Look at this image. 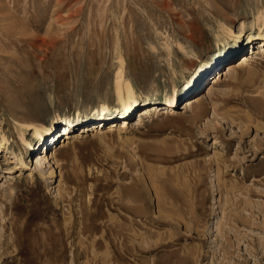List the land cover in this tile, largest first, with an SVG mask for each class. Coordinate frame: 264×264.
Returning a JSON list of instances; mask_svg holds the SVG:
<instances>
[{"label":"rangeland","instance_id":"374dc122","mask_svg":"<svg viewBox=\"0 0 264 264\" xmlns=\"http://www.w3.org/2000/svg\"><path fill=\"white\" fill-rule=\"evenodd\" d=\"M263 8L264 0H0L8 140L0 264H264L262 29L225 36V45L217 26L210 33L218 20L231 29ZM202 49L205 66L193 81L178 77L166 104L172 71ZM120 56L123 78L152 94L123 128L122 110H85L112 100ZM148 103L163 110L145 114ZM56 114L71 119L74 138L67 142L62 123L44 148L29 144L23 162L10 156L23 148L18 121ZM40 149L51 163L36 164Z\"/></svg>","mask_w":264,"mask_h":264},{"label":"bare ground","instance_id":"6f19581e","mask_svg":"<svg viewBox=\"0 0 264 264\" xmlns=\"http://www.w3.org/2000/svg\"><path fill=\"white\" fill-rule=\"evenodd\" d=\"M222 23H224L223 26L221 25ZM228 25H229V23L227 21L218 20L213 25V27H211L210 33L217 26L215 31L212 33V34H215V37L217 40L216 42H218V43H224L225 42L226 43V41L229 40L230 38H232V39L234 38L233 41H236L239 38H241L240 36L237 37L238 35H240V34H242L241 36L245 35L247 33V30L248 29L251 30V28H257L258 30L261 28L262 30H259L260 32H257L258 38L264 39V8H263V10L259 11L248 24L241 23L237 26L233 25L231 29L227 28ZM225 36H227V38H229V39H227ZM251 37H252V33H249L247 38H251ZM225 38L227 40H225ZM232 39H231V41H232ZM225 43H224V45H225ZM212 46L213 45L211 44L208 47L209 51L212 50ZM204 51H205V49H202L201 52L200 51L191 52L189 54L190 59L187 62L183 63L181 65L180 69H178V70L175 69L172 71V76H170L168 78V81L166 84L167 89H165V91L163 92L165 94L164 97L166 98V104L171 105L175 101V95H177V90H176V88H174V86H175L174 82L178 77H180L181 79H185L186 74L189 73L190 75H189V79L187 81H193L192 75L194 77V75L198 74V71L201 70V68H203V66H205V64L203 62L201 64V61H202L201 59L197 60L198 56H201V54H203ZM192 57H195V58H192ZM208 64L209 63H207L206 65H208ZM123 73H124V62H123L122 57L120 56L118 59V68H117V71L115 74L114 93H113V98L111 97L112 100L110 101V100H108V98L107 99H100V100L96 101V103H93V104L89 103L90 105L87 108H85V110H88L89 112L91 110V111H95L96 113H99V114H101L102 112L103 113L108 112L113 108L116 111L122 110L121 111L122 113H120V115L117 116V117L120 116L119 118H121L118 121L120 124L119 128H123V127L128 126L127 118H128L129 110L138 103V100L140 98H142L145 100L142 104H146L152 95L151 92H149V91L136 90L132 86V83L129 79L123 78ZM200 76H201V73L198 76H196L195 78L200 77ZM213 79H211L212 83L214 82ZM211 88H212V85L209 86L208 90H210ZM148 104L149 105H146L142 109L143 113H145V114L150 113L149 109H151V108L154 111H158V112L161 109L163 110V107H160L159 109H157L158 106L153 105L155 103H148ZM168 105H166V106H168ZM82 111H84V110L83 109L81 110V108H77L75 110L74 115H75L76 119H79L81 117ZM54 117H56V119H54V120L51 119L47 122H45V121H37V122L18 121L17 123L20 127L18 135H19V139L21 141V144H23L22 145L23 148L19 147L17 150L12 149L9 152L10 156H12L15 160H17L19 162H23L24 157L26 155V151H27L26 147H28L29 144H32V146H33V144L35 142V144L38 143L41 146L40 148H44L49 142L54 140V138L56 137V134L60 132V131H58L57 125H60L62 123L66 124L68 122V125H65L61 128L62 132L66 133L64 138L66 140L68 139L67 142L70 141V138L71 139L74 138V136H75L74 133L69 131L70 130L69 124L71 123V119H69L67 117H63L60 114H56V115H54ZM137 122H139V120ZM113 124H114V121H111L109 123V126L107 127V131L110 132L113 130V126H114ZM93 126L87 128L86 130L91 132V134H94V133L99 132L101 130L100 127H98V126L93 127ZM28 131L30 133H32L30 143H28L27 140H25V138H24V135ZM7 143H8V140L5 137V135H0V152H2L4 150L5 145ZM35 155L37 156V158H36V164L37 165H41L43 162H45L48 159V156H46V154H43L42 149H40L39 152H37ZM52 161H53V159L51 157L49 160H47V162H50V163ZM46 174L48 177H52L53 170L48 169ZM53 189H54V193H55L54 196L58 195L59 192H58L57 186H54Z\"/></svg>","mask_w":264,"mask_h":264}]
</instances>
